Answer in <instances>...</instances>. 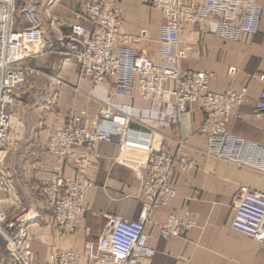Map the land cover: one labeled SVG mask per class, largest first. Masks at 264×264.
Segmentation results:
<instances>
[{
  "label": "crops",
  "instance_id": "1",
  "mask_svg": "<svg viewBox=\"0 0 264 264\" xmlns=\"http://www.w3.org/2000/svg\"><path fill=\"white\" fill-rule=\"evenodd\" d=\"M15 1V29L41 30L44 40L23 49L19 58L18 65L30 74L4 148L2 168L13 186L4 205L11 218L24 215L29 219L28 246L34 251L35 264H53L57 249L84 255L88 242L98 239L113 218L143 217V187L149 174L146 152L123 149L115 136L97 146L98 158L82 176L73 164L58 161L47 152L51 131L97 124L114 132L126 125L131 130L129 139L135 142H145L152 134L156 148L171 154L183 140V152L195 164L193 169L175 173L172 184L177 195L168 208L156 211L147 222L149 243L156 255L141 264H264V246L231 229L241 196L246 191L264 193V174L208 154V139L201 131L207 123L205 111L193 105L178 121L170 122L167 114L171 109L142 101L137 87L126 97H117L112 81L94 88L89 79H80L79 65L69 56L65 39L74 24L92 29L84 15L85 4L92 0ZM104 2L112 7L110 0ZM256 2L264 8V0ZM118 8L122 33L141 35L135 49L157 66L178 67L183 74H213L209 88L217 93L248 87L246 100L234 111L228 131L264 145V121L255 116L264 88V12L259 32L239 42L219 38L212 30L214 22L189 24L173 54H165L161 11L137 0H118ZM53 19L59 21L56 29L51 28ZM107 104L114 114L110 120L103 115ZM54 175L95 184L85 193L90 210L76 232L53 223L43 188ZM187 210L196 216L195 227L181 238L162 239L160 227L168 214L182 216ZM0 264H12L1 248ZM80 264L92 262L84 257Z\"/></svg>",
  "mask_w": 264,
  "mask_h": 264
},
{
  "label": "built area",
  "instance_id": "2",
  "mask_svg": "<svg viewBox=\"0 0 264 264\" xmlns=\"http://www.w3.org/2000/svg\"><path fill=\"white\" fill-rule=\"evenodd\" d=\"M104 1L92 0L84 6L91 30L82 24H74L69 36L64 38L69 56L79 65L80 79H89L94 88L112 81L117 97H126L137 87L142 101L171 109L167 114L170 122L178 121L191 106L200 107L207 114V123L201 131L208 139V154L264 174V145L228 131L234 111L246 100L248 87L217 93L209 88L215 77L213 74H183L178 67L157 66L135 49L134 45L142 40L141 35L122 33L123 19L118 0H110L111 8ZM137 1L163 13L161 44L165 54H173L181 32L189 24L214 22V34L223 40L239 42L259 32L264 12L256 0ZM16 9L15 0H0V156L10 140L19 95L25 90L30 74L18 65L21 51L44 40L41 30L15 29ZM58 23L53 19L51 28L56 29ZM103 115L106 120L113 117L110 104ZM255 116L264 121V88ZM130 132L126 125L118 126L114 132L98 124L91 128L71 125L50 132L49 156L73 164L78 176L85 175L98 158L97 146L115 136L123 149L146 152L149 169L143 187L145 207L142 218H113L98 239L88 242L84 255L76 250L57 249L53 253V264H80L84 257L92 264H141L155 257L146 224L156 211L168 208L177 195L172 184L175 173L193 169L195 164L184 154L183 140L177 142L178 150L171 154L156 148L152 134H148L145 142H135L129 139ZM94 187L90 180L79 182L62 175L52 176L43 188V195L57 228L70 232L78 230L90 210L85 205V193ZM12 193L13 186L0 164V241H4L12 264H35L34 251L28 246L29 219L24 215L11 218L4 205L5 197ZM195 225L196 216L190 210L182 216L169 213L160 227L161 238H181ZM231 229L264 246V193L246 191L241 196Z\"/></svg>",
  "mask_w": 264,
  "mask_h": 264
},
{
  "label": "rangeland",
  "instance_id": "3",
  "mask_svg": "<svg viewBox=\"0 0 264 264\" xmlns=\"http://www.w3.org/2000/svg\"><path fill=\"white\" fill-rule=\"evenodd\" d=\"M31 76V75H30ZM28 79L29 78H27V82H28ZM27 82H26V84H27ZM25 88H26V85H25ZM4 156V153L0 156L1 157V159H2V162L0 163L1 164V169H2V171H3V164H5L3 161H4V158H2ZM6 162V161H5ZM5 166V165H4Z\"/></svg>",
  "mask_w": 264,
  "mask_h": 264
},
{
  "label": "trees",
  "instance_id": "4",
  "mask_svg": "<svg viewBox=\"0 0 264 264\" xmlns=\"http://www.w3.org/2000/svg\"><path fill=\"white\" fill-rule=\"evenodd\" d=\"M0 248H1L2 250H5V251H6L5 243H4L3 240L0 241Z\"/></svg>",
  "mask_w": 264,
  "mask_h": 264
}]
</instances>
